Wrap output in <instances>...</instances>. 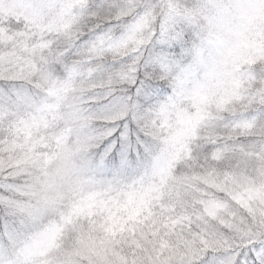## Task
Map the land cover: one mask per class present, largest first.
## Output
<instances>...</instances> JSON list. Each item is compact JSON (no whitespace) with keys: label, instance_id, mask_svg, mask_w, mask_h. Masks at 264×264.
<instances>
[{"label":"snow or ice","instance_id":"snow-or-ice-1","mask_svg":"<svg viewBox=\"0 0 264 264\" xmlns=\"http://www.w3.org/2000/svg\"><path fill=\"white\" fill-rule=\"evenodd\" d=\"M0 264H264V0H0Z\"/></svg>","mask_w":264,"mask_h":264}]
</instances>
